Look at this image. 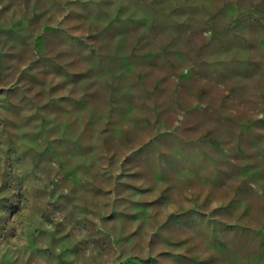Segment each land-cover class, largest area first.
<instances>
[{
	"label": "rangeland",
	"instance_id": "rangeland-1",
	"mask_svg": "<svg viewBox=\"0 0 264 264\" xmlns=\"http://www.w3.org/2000/svg\"><path fill=\"white\" fill-rule=\"evenodd\" d=\"M0 264H264V0H0Z\"/></svg>",
	"mask_w": 264,
	"mask_h": 264
}]
</instances>
